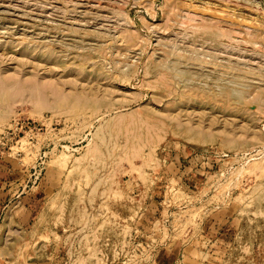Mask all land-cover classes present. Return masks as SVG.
Masks as SVG:
<instances>
[{"label":"rangeland","instance_id":"374dc122","mask_svg":"<svg viewBox=\"0 0 264 264\" xmlns=\"http://www.w3.org/2000/svg\"><path fill=\"white\" fill-rule=\"evenodd\" d=\"M0 181V264H264V0H0Z\"/></svg>","mask_w":264,"mask_h":264},{"label":"crops","instance_id":"0c3cea01","mask_svg":"<svg viewBox=\"0 0 264 264\" xmlns=\"http://www.w3.org/2000/svg\"><path fill=\"white\" fill-rule=\"evenodd\" d=\"M6 183H3L0 181V213L3 206V202L6 200V197L10 194V188H7L9 185H5ZM9 200V199H7Z\"/></svg>","mask_w":264,"mask_h":264},{"label":"bare ground","instance_id":"6f19581e","mask_svg":"<svg viewBox=\"0 0 264 264\" xmlns=\"http://www.w3.org/2000/svg\"><path fill=\"white\" fill-rule=\"evenodd\" d=\"M53 9V8H52ZM187 15V14H186ZM188 15H191V14H189L188 13ZM194 17V16H193ZM228 34V33H227ZM240 34V33H239ZM232 35V34H231ZM228 39H229V37H228ZM230 40V39H229ZM230 46V45H229ZM250 60V59H249ZM15 150V149H14ZM259 163L260 162H257V161H253L252 163H250V164H248V168H256V167H259ZM246 171H247V169H246Z\"/></svg>","mask_w":264,"mask_h":264}]
</instances>
